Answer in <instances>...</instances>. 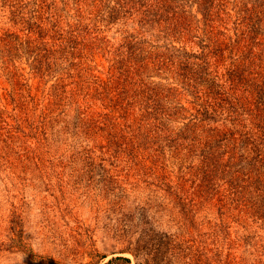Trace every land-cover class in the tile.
Masks as SVG:
<instances>
[{"label":"rangeland","instance_id":"obj_1","mask_svg":"<svg viewBox=\"0 0 264 264\" xmlns=\"http://www.w3.org/2000/svg\"><path fill=\"white\" fill-rule=\"evenodd\" d=\"M0 264H264V0H0Z\"/></svg>","mask_w":264,"mask_h":264},{"label":"trees","instance_id":"obj_2","mask_svg":"<svg viewBox=\"0 0 264 264\" xmlns=\"http://www.w3.org/2000/svg\"><path fill=\"white\" fill-rule=\"evenodd\" d=\"M126 260H128V258H125Z\"/></svg>","mask_w":264,"mask_h":264}]
</instances>
